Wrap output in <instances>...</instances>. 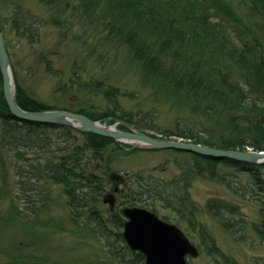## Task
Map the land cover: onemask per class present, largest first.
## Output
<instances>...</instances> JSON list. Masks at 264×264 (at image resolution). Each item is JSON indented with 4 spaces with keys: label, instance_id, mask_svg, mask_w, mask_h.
Wrapping results in <instances>:
<instances>
[{
    "label": "trees",
    "instance_id": "1",
    "mask_svg": "<svg viewBox=\"0 0 264 264\" xmlns=\"http://www.w3.org/2000/svg\"><path fill=\"white\" fill-rule=\"evenodd\" d=\"M41 2L49 9L50 21L44 22L22 6L8 19L10 31L20 40L38 43L41 29L48 22L63 30L73 29L70 18L95 22L101 49L96 57L98 65L112 58L113 52L117 60L123 51L122 60L136 69L144 87L185 117H177L174 127L162 129L157 124L156 108L139 118L123 111L119 98L133 95L98 77L86 81L75 67L70 88L102 94L110 105L107 110L96 114L83 108L50 106L17 85L15 99L22 109H63L110 125L123 121L154 138L224 150L264 151V0ZM0 32L6 38L7 31L1 23ZM5 43L9 52L6 39ZM50 68L48 63L47 70ZM118 127L126 130L123 125ZM140 151L144 150L70 126L15 118L5 100L0 72V155L13 153L21 162L18 174L23 190L17 196L33 210L29 212L21 205L26 217L41 214L40 207L51 192L46 185L51 181L63 187L72 225L76 230L94 233L117 264H145L144 255L132 251L123 237V209L135 206L157 214L161 210L172 213L178 224L188 226L194 234L188 237L215 264H239L222 252L197 220L199 209L190 199V189L200 179L223 186L235 198L257 206V221L253 220L251 227L264 242V164L166 149L174 155L171 163L178 171L171 179H157L144 172L122 176L114 170L112 152ZM169 164L165 162L152 171H167ZM120 180L124 184L117 206L104 215L97 204ZM205 208L235 241L242 242L247 237L248 216L240 205L211 199ZM85 215L87 221L81 222ZM162 219L169 222L168 216Z\"/></svg>",
    "mask_w": 264,
    "mask_h": 264
},
{
    "label": "rangeland",
    "instance_id": "2",
    "mask_svg": "<svg viewBox=\"0 0 264 264\" xmlns=\"http://www.w3.org/2000/svg\"><path fill=\"white\" fill-rule=\"evenodd\" d=\"M18 6L30 10L44 22L50 21L51 16L41 0H0V23L7 31L5 39L10 45L15 90L19 85L30 96L50 106L73 110L83 108L96 114L103 113L110 105L102 94L82 93L76 88H70V78L75 67L86 81L98 77L133 95L119 98L123 111L139 118L148 110L156 108L159 114L157 124L162 129L174 127L177 117H185L166 102L157 99L150 88L144 87L136 69L122 60L123 51L119 52L117 60L113 52L112 58H105L104 64L98 65L96 57L101 49L98 47L99 29L95 22L93 24L88 19L70 18L73 29H64L67 32L48 22L41 29L39 42L31 45L20 40L8 25V19ZM48 63L50 71L47 70ZM112 153L114 170L122 176L127 172H144L153 174L157 179H171L178 173L171 163L174 155L164 150ZM165 162H170L167 171H152ZM20 163L13 153L4 152L0 155V264H117L94 233L81 228L76 230L72 225L67 197L61 185L47 182L46 187L51 192L44 199L38 217H26L22 213L21 205L28 207L29 212L33 210L32 206L17 196L23 190L19 184ZM120 181L113 184L115 190H111L112 187L104 195H114L116 206L123 191L124 182ZM104 196L100 198L97 208L107 215L110 206L103 202ZM190 199L199 209L197 220L215 238L224 254L239 264H264V242L251 227L252 221H257V206L235 198L223 186L200 179L194 181ZM211 199H221L241 206L248 216L245 230L247 237L242 242L235 241L207 212L205 206ZM158 216H168L170 223L180 227L186 235L190 232L191 235L187 236L193 238L194 234L188 226L178 224L172 213L161 210ZM80 220L87 221V215ZM189 263L215 264V261L208 254L201 253L198 258H190Z\"/></svg>",
    "mask_w": 264,
    "mask_h": 264
},
{
    "label": "water",
    "instance_id": "3",
    "mask_svg": "<svg viewBox=\"0 0 264 264\" xmlns=\"http://www.w3.org/2000/svg\"><path fill=\"white\" fill-rule=\"evenodd\" d=\"M0 72L7 106L11 114L19 120L70 126L83 133L111 138L116 142L131 146L132 149L151 151L174 149L217 159L264 164V151L224 150L181 140L154 138L123 121H116L110 125L63 109L38 112L22 109L15 99L12 62L2 32H0ZM119 125L125 126L126 130L119 129ZM103 201L110 205L111 210H114L116 204L114 195H106ZM123 215L126 219L123 230L124 240L132 251L144 255L145 264H189L190 258L194 259L200 256L199 248L183 230L177 225L163 220L157 213L135 206L125 207Z\"/></svg>",
    "mask_w": 264,
    "mask_h": 264
}]
</instances>
